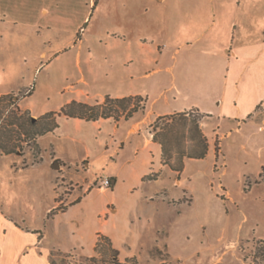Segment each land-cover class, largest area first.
Instances as JSON below:
<instances>
[{
	"label": "crops",
	"instance_id": "0c3cea01",
	"mask_svg": "<svg viewBox=\"0 0 264 264\" xmlns=\"http://www.w3.org/2000/svg\"><path fill=\"white\" fill-rule=\"evenodd\" d=\"M0 25L25 50L16 58L8 55L5 66L13 77L22 74L15 67L28 71L25 84L0 91V98L27 89L33 85L30 76L43 70L60 83L54 89L61 97L56 108L38 109L33 85L17 103L19 109L58 114L57 109L73 101L96 105L106 97H139L146 108L144 114L137 110L127 118H73L57 127L61 135L55 140L54 159L61 162L59 168L76 169L83 163V173L92 179L96 174L87 175V170L100 161L112 190L84 188L80 195L74 189L64 197L59 194L63 187L58 194L51 191L42 229L12 213L9 197L0 200V264H50L56 253L90 254L99 235L123 259L140 258L155 248L183 257L170 249L164 227L157 231L163 241L148 245L142 227L137 230L129 222L118 226L113 220L119 212L115 189L123 183L124 195L136 193L163 210L173 207L168 203L174 196L193 195L199 171L187 173L188 167L208 159L213 163L216 138L221 160L226 159L224 142L234 136L231 155L253 159L263 154L264 0H0ZM191 112L200 117L205 150L191 137L190 120L182 138L176 121L162 143L154 139L159 118ZM116 167L124 180L114 173ZM65 200V209L47 218ZM86 209L91 213L80 215ZM92 219L97 225L91 229L86 223Z\"/></svg>",
	"mask_w": 264,
	"mask_h": 264
},
{
	"label": "rangeland",
	"instance_id": "374dc122",
	"mask_svg": "<svg viewBox=\"0 0 264 264\" xmlns=\"http://www.w3.org/2000/svg\"><path fill=\"white\" fill-rule=\"evenodd\" d=\"M3 3L10 10L9 3ZM5 28V25H0V91L25 84L26 78H23L28 72L25 67H15L14 71L20 70L22 74L13 77L9 72L10 68L5 66L4 61H7L5 59L8 55L16 58L25 51L17 47L21 40L6 32ZM28 39L35 40L31 34ZM30 77L37 89L34 101L38 103V109L56 108L61 102V97L54 89L58 88L60 83L56 80L54 82L53 73L43 70ZM33 85L0 98V200L5 202L9 197L12 213L23 215L26 223L40 225L42 229L48 193L53 191L52 193L58 194L60 187H63L59 192L60 196L70 194L74 189L80 195L86 189H101V182L106 179L108 170L100 161L93 162L90 170H87V175L92 172L96 175L89 179L83 173L86 171L83 163L76 169L65 167L54 170L51 167L56 162L61 166V162L54 159L55 140L61 132L57 131V128L49 132L44 130L53 126L54 120L59 127L61 123L73 118L62 115V108L55 111L58 114L46 120L42 119L46 114H31L19 109L17 103L32 92ZM50 93V100L46 101L44 97ZM145 109V103L141 102L139 112L144 114ZM190 114L193 117L192 112ZM122 115L124 114H119ZM114 117L118 115L115 113ZM28 118L36 120L34 129L28 126ZM33 132L38 134L32 136ZM235 137L224 142L225 160H221L218 151L220 141L216 138L212 146L213 163L210 164L208 159L197 166L189 165L187 173L199 171L197 189L193 195L186 193L174 196L168 203L173 207L161 210L158 205L154 207L144 202L142 196L136 193L126 196L122 193L123 183H119L115 189L114 204L119 208L113 218L115 223L118 226L133 223L137 230L142 227L145 232L143 242L148 245H157L163 241L164 238L158 235L157 231L164 227L165 231L169 232L170 249L183 257L175 258L166 249L159 251L155 248L142 252L140 258L123 259L113 249L109 239L99 235V247L90 254L80 250L69 254L56 253L50 258V264H115L114 259L119 264H254L252 252L256 248L264 247V167L259 169L260 164H264V151L259 158L253 159L233 156L229 152V144ZM8 152L11 153L6 155ZM174 167H179V164L174 163ZM114 173L118 175L119 180H124L120 168L116 167ZM148 179H151V176L146 178ZM208 181L210 186L207 185ZM86 184H89V188L85 187ZM108 188L111 189V183ZM78 194L67 199L68 202L71 203ZM127 197L131 199L128 200ZM67 200L57 205L55 210L49 211L47 218L63 211ZM87 213L90 214V210H83L80 215ZM86 225L92 229L97 225V221L89 220ZM50 239H53L51 233Z\"/></svg>",
	"mask_w": 264,
	"mask_h": 264
},
{
	"label": "trees",
	"instance_id": "16d2710c",
	"mask_svg": "<svg viewBox=\"0 0 264 264\" xmlns=\"http://www.w3.org/2000/svg\"><path fill=\"white\" fill-rule=\"evenodd\" d=\"M141 102H144L142 98H123V99H112L109 97H106L103 103L96 104L94 106H90L83 103L78 102H71L67 104L64 108L60 110L61 114L64 115L67 118H78L85 121H96L100 118H114L117 119L119 117V114H124L125 118L129 117L133 112H136L139 110V104ZM144 108V107H143ZM117 114L118 117H114V114ZM56 113H48L43 116V120L48 119L50 116H55ZM190 113H180L175 114L171 116L161 117L159 118L155 124H154V139L163 142V138H167L168 134L172 133V128L174 127V122L177 121L179 130L178 134L180 138H182V128H185V125L188 120H190L191 128H190V134L191 137L195 136L199 139V144L206 149L205 144L203 143L202 135L198 129V119L200 118L198 115L193 114V117L190 116ZM191 117V118H189ZM36 121V120H35ZM31 118L26 119V122L28 123V126L30 129H34L36 126V123ZM58 127V124L56 121H53V126L50 128H46L44 131H51ZM158 130V132H156ZM38 133L33 132L31 135L35 136ZM181 134V135H180ZM201 148V147H200ZM11 152H8L7 154H10ZM264 171V168H263ZM260 177H262V174H260ZM105 240V239H104ZM262 243V242H261ZM100 244V240L97 241L96 247L98 248ZM114 253V250H113ZM253 261L254 264H264V247L256 248L253 252ZM115 264H119L116 259L113 260ZM52 264V262H51Z\"/></svg>",
	"mask_w": 264,
	"mask_h": 264
},
{
	"label": "built area",
	"instance_id": "2783aa9c",
	"mask_svg": "<svg viewBox=\"0 0 264 264\" xmlns=\"http://www.w3.org/2000/svg\"><path fill=\"white\" fill-rule=\"evenodd\" d=\"M101 184H102L101 185L102 188H108L110 186V180L106 178L102 180Z\"/></svg>",
	"mask_w": 264,
	"mask_h": 264
},
{
	"label": "water",
	"instance_id": "95a60500",
	"mask_svg": "<svg viewBox=\"0 0 264 264\" xmlns=\"http://www.w3.org/2000/svg\"><path fill=\"white\" fill-rule=\"evenodd\" d=\"M52 168H53V169H58V168H59V163L56 162L55 164H53V165H52Z\"/></svg>",
	"mask_w": 264,
	"mask_h": 264
}]
</instances>
